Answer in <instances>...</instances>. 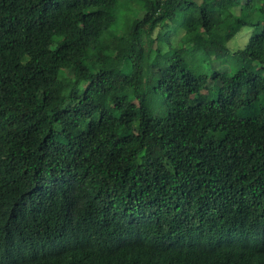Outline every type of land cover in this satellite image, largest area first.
<instances>
[{"label": "trees", "instance_id": "16d2710c", "mask_svg": "<svg viewBox=\"0 0 264 264\" xmlns=\"http://www.w3.org/2000/svg\"><path fill=\"white\" fill-rule=\"evenodd\" d=\"M0 264H264V4L0 0Z\"/></svg>", "mask_w": 264, "mask_h": 264}, {"label": "rangeland", "instance_id": "374dc122", "mask_svg": "<svg viewBox=\"0 0 264 264\" xmlns=\"http://www.w3.org/2000/svg\"><path fill=\"white\" fill-rule=\"evenodd\" d=\"M123 29V28H122ZM251 29L243 28L240 30V32H238L229 42L228 45L230 46L231 49L233 48H237V47H243V45L247 42V39L249 37V35L251 34ZM109 40V36L102 32L96 39V44L97 47L100 49H103L106 45V43ZM230 61V57L228 56H224L219 58L217 61L213 60L212 63H207L204 64V68L206 73L208 74V77L210 79V75H211V71H213L214 69H220L223 70L226 68V65L229 63ZM227 70V69H226ZM60 72L62 73L63 77H68L67 76V69L65 67V65H62L60 68ZM210 81V80H209Z\"/></svg>", "mask_w": 264, "mask_h": 264}, {"label": "snow or ice", "instance_id": "6c2138e0", "mask_svg": "<svg viewBox=\"0 0 264 264\" xmlns=\"http://www.w3.org/2000/svg\"><path fill=\"white\" fill-rule=\"evenodd\" d=\"M128 0H99V3L102 8H111V9H116L122 4H126ZM133 2H138V3H146L147 0H133ZM252 0H239V4L243 8H247L249 3H251ZM260 4H264V0H260ZM95 11V10H94ZM96 15H99L98 11H95ZM207 26V25H205Z\"/></svg>", "mask_w": 264, "mask_h": 264}]
</instances>
